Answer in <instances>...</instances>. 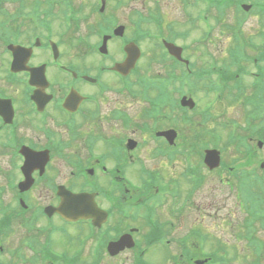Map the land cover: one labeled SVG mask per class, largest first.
Listing matches in <instances>:
<instances>
[{"label":"flooded vegetation","instance_id":"obj_1","mask_svg":"<svg viewBox=\"0 0 264 264\" xmlns=\"http://www.w3.org/2000/svg\"><path fill=\"white\" fill-rule=\"evenodd\" d=\"M204 9V0H0V255L5 226L17 217L31 228L46 220L38 230L51 244L72 246L77 236V248L63 252L62 264L100 241L106 257L118 260L108 245L131 229L134 237L146 231L165 236L168 247H186L187 231L178 222L188 213L184 184L201 164L184 161L187 110L173 104L170 77L172 69H190L205 84L214 59L224 53L215 37L220 22L212 13L205 21ZM194 28L199 32L191 50L201 52V64L173 66L164 41H178ZM207 44L214 50L204 51ZM131 54H138L131 70L120 67ZM154 65L164 71L144 72ZM161 79L169 87L163 129L178 130L174 146L164 138L163 146L155 144L148 130L157 101L150 84ZM164 150L160 165L178 159L186 164L170 184L156 166ZM70 192L95 193L106 215L101 226L67 221L55 210ZM211 207L219 210L218 203ZM50 259L43 260L56 263Z\"/></svg>","mask_w":264,"mask_h":264},{"label":"rangeland","instance_id":"obj_2","mask_svg":"<svg viewBox=\"0 0 264 264\" xmlns=\"http://www.w3.org/2000/svg\"><path fill=\"white\" fill-rule=\"evenodd\" d=\"M213 9H205L204 12L211 14ZM208 18H204L206 21ZM207 23H205L206 26ZM204 29V28H203ZM263 29V27H260L259 19L256 15L253 14V16L249 17L245 24H244V31L246 34L250 35H260V30ZM198 34V32H197ZM197 34L193 33L191 34V38L187 39V43L193 44V40L195 37H197ZM223 35V37L219 36ZM216 40L221 43L224 42L227 38V34H223L220 32V30L216 33L215 37ZM222 40V41H221ZM262 40L264 41L263 37ZM230 42L226 44V48ZM146 46H149V42H146ZM200 49V47H199ZM203 50H214L213 47L210 44L204 45ZM191 55L193 60L198 64H201L200 61H202L203 55H201V52H196L195 50H191ZM222 60V58H221ZM152 67H155L153 69H144V72H147L148 74H155L157 72H163L164 69H158L157 65H154ZM201 69V68H200ZM155 72V73H154ZM256 72H254L255 76ZM174 77V73H173ZM244 86L247 89L253 90L249 83V80H242ZM185 90V89H184ZM220 94V92H218ZM199 96V95H198ZM226 98H229L230 95H225ZM241 102V101H240ZM207 105V104H206ZM218 105V104H216ZM200 110H203L202 113L206 115V109L202 106L199 107ZM227 112V114L222 117H219L221 121H229L231 118L234 117L240 121L243 120L245 109L241 105V103H232V104H221V106H218V114H220V111L224 110ZM225 118V119H224ZM211 122H209L210 125ZM216 127H212L215 129L217 128V131L220 132V128L214 124ZM183 133H186L188 135V140L191 138H194L195 133L191 135V132L189 129L182 130ZM184 134L185 136H187ZM191 135V136H189ZM223 138L222 140L218 141L220 144L225 145L226 135L227 131L222 134ZM205 141L209 142V137L204 138ZM193 150L192 158H190L195 163H200L202 161V152L196 149ZM237 157L236 152L231 147L227 151H225V155L223 156L224 160L230 161L232 158ZM264 159V148L260 150L259 157L257 158V162H253V164H258L260 160ZM163 161V160H161ZM180 159L175 160L174 162H170V164L166 165H160L156 161V166L164 169L163 173L166 176V181H168L171 178H180L181 177V171L185 168V163L180 161ZM173 165V166H172ZM207 168L204 166L201 171H204L206 173ZM259 172V171H258ZM227 172H221L220 174L217 173H206V181L203 183V185L196 190L193 193V198L188 201V213L184 217V219L181 221L178 220V222H182L180 226H182L183 231H190L198 228L201 230L202 233V241H198L196 238L191 240L189 242V247L194 249V252L197 256H201V253H203L204 256H210L212 253H217L219 259L221 256L225 257V262H217L215 264H251L253 260H256L259 258L260 260L264 261V258H260L257 256H254V250L252 249V246L249 245L248 239L243 237V234L246 233L244 230V219L246 217V207L241 205L240 203V195H239V189L236 187L235 179L231 176L233 185L229 186L227 184H224L221 182L222 177H228L230 175ZM260 173V172H259ZM263 173V172H262ZM201 173H199L200 175ZM224 174V175H223ZM219 175V178H217ZM189 181V180H188ZM190 182V181H189ZM185 182L184 189L188 191L191 184ZM183 185V179L181 181V187ZM174 185L171 184V189H174ZM253 189H258V191L262 192V189L260 187H253ZM178 190H180V187L178 186ZM170 196H167V199L170 201ZM213 203H218L220 206V209L217 211H214ZM168 204V203H165ZM170 205V203H169ZM166 212L170 213L172 209L165 208ZM21 217L14 218L12 221L11 227L5 232L4 238H5V244H6V250L3 254L0 255V264H47L46 261H42V259H37L35 261V256L32 254L33 250L29 247V245H26L27 240H34L38 242L39 240L42 241V233L40 230L43 226L46 225V220L40 219L39 222H34L32 226L34 225L35 228H31V226L20 223ZM196 224V225H194ZM186 225V226H185ZM194 225V226H193ZM178 226L177 229L180 227ZM264 228L258 227V234L261 238L264 239ZM205 239V240H204ZM77 236L71 238V242L73 243L72 246L66 243L60 244V242H53L54 248L58 252H66L68 251L69 254H73L74 249L77 248ZM64 241V240H63ZM198 241V242H196ZM192 249L189 248L191 251ZM220 249V250H219ZM90 250L85 251L82 255V259H87L90 255ZM221 251V252H220ZM17 253H23L26 255V259L22 260L19 257V254ZM130 254L123 255L122 258H119L118 260H109L106 257V254L103 255L102 260L97 261L95 264H133V261L130 258ZM169 256V253L165 248L162 247H155L152 250L149 251V259H152L155 264H171L170 260H166V257ZM41 258V257H39ZM107 258V259H106ZM202 258V257H200ZM91 262V261H90ZM88 262H85L83 264H92ZM78 263L82 264V261L78 259Z\"/></svg>","mask_w":264,"mask_h":264},{"label":"water","instance_id":"obj_3","mask_svg":"<svg viewBox=\"0 0 264 264\" xmlns=\"http://www.w3.org/2000/svg\"><path fill=\"white\" fill-rule=\"evenodd\" d=\"M131 61V60H129ZM132 66V65H130ZM214 152H212L213 154ZM213 160L209 161L210 165H217L219 158L213 156ZM64 202L60 206L59 211L68 219L93 216L99 221L100 209L95 204L93 196L86 193L64 195Z\"/></svg>","mask_w":264,"mask_h":264},{"label":"trees","instance_id":"obj_4","mask_svg":"<svg viewBox=\"0 0 264 264\" xmlns=\"http://www.w3.org/2000/svg\"><path fill=\"white\" fill-rule=\"evenodd\" d=\"M253 247H254V250H257V249H259L260 250V255H259V257H264V241L262 240V239H258L257 241H255L254 243H253ZM258 250V251H259Z\"/></svg>","mask_w":264,"mask_h":264}]
</instances>
